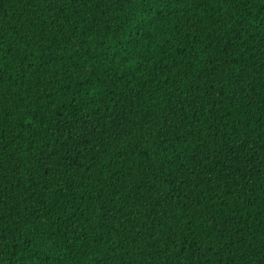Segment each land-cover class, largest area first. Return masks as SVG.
Wrapping results in <instances>:
<instances>
[{
  "label": "trees",
  "instance_id": "1",
  "mask_svg": "<svg viewBox=\"0 0 264 264\" xmlns=\"http://www.w3.org/2000/svg\"><path fill=\"white\" fill-rule=\"evenodd\" d=\"M0 264H264V0H0Z\"/></svg>",
  "mask_w": 264,
  "mask_h": 264
}]
</instances>
